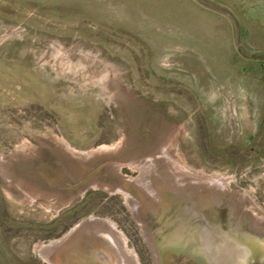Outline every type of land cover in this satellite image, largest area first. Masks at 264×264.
I'll return each mask as SVG.
<instances>
[{
	"label": "rangeland",
	"instance_id": "1",
	"mask_svg": "<svg viewBox=\"0 0 264 264\" xmlns=\"http://www.w3.org/2000/svg\"><path fill=\"white\" fill-rule=\"evenodd\" d=\"M197 253L264 264V0H0V264Z\"/></svg>",
	"mask_w": 264,
	"mask_h": 264
},
{
	"label": "bare ground",
	"instance_id": "2",
	"mask_svg": "<svg viewBox=\"0 0 264 264\" xmlns=\"http://www.w3.org/2000/svg\"><path fill=\"white\" fill-rule=\"evenodd\" d=\"M88 226V225H87ZM87 226L86 227H84V228H81L80 230H78V231H76V233L72 236V237H70L69 238V240L66 242V244H68V245H71V247H76V245H84V240H85V238L87 237V235H82V232L83 231H87ZM95 227V226H94ZM85 228H87L86 230H85ZM109 228V227H108ZM85 234H88V233H85ZM89 235V234H88ZM105 249V248H104ZM123 256V255H122ZM121 258V257H120ZM89 262H91V261H89ZM99 262V261H98ZM85 264H87V262L85 261L84 262ZM102 263V262H101ZM81 264H83V262L81 263ZM89 264V263H88ZM108 264V263H107Z\"/></svg>",
	"mask_w": 264,
	"mask_h": 264
},
{
	"label": "flooded vegetation",
	"instance_id": "3",
	"mask_svg": "<svg viewBox=\"0 0 264 264\" xmlns=\"http://www.w3.org/2000/svg\"><path fill=\"white\" fill-rule=\"evenodd\" d=\"M200 237V236H199ZM199 239V238H198ZM74 249H77L78 250V252H82V251H85V244L83 245H76V247H74V248H72V250H74ZM184 252V251H183ZM185 252H187V251H185ZM182 253V254H186V253ZM172 255L173 254H170V256L172 257ZM178 255V254H177ZM200 255H204V254H201V253H197L196 255H195V261H192V262H194L195 264H204L201 260H199V256ZM180 256H182V255H180ZM186 256V255H185ZM193 256V255H192ZM205 256V255H204ZM212 256V255H211ZM174 258H176V259H179V258H181V257H179V256H176V257H174ZM188 258H190V256L188 257ZM192 258V257H191ZM190 258V259H191ZM206 259H208V255L206 256ZM192 260V259H191ZM209 260V259H208ZM261 261H264V256L263 257H261ZM181 262V261H180ZM180 262H177V263H180ZM177 263H175V264H177ZM209 264H213V263H211V262H209Z\"/></svg>",
	"mask_w": 264,
	"mask_h": 264
}]
</instances>
